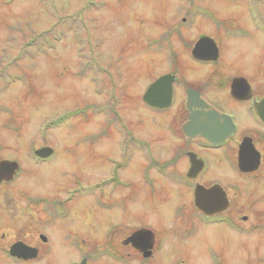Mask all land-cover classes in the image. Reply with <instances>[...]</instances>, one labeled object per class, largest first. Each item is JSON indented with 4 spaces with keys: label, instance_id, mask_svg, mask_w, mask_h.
<instances>
[{
    "label": "flooded vegetation",
    "instance_id": "obj_1",
    "mask_svg": "<svg viewBox=\"0 0 264 264\" xmlns=\"http://www.w3.org/2000/svg\"><path fill=\"white\" fill-rule=\"evenodd\" d=\"M233 1L245 2L248 25L238 16L237 21L226 22L211 11H203V16L192 12L211 25L216 36L203 32L190 39L192 44H178L189 51L188 58L179 62L172 41L180 29L168 28L164 37L152 40L158 41L155 52L166 57L153 61L152 75L138 69L141 78L151 77L143 92H131L125 83L112 92L109 104L89 106L92 114L106 112L107 123L119 135L118 154L106 157L108 170L101 178L85 184L75 177L61 198L53 197L59 191L26 203L23 210L30 219L36 216L33 223L39 225L40 233L36 237L37 229H31L28 222L14 224V240L0 254L23 264L39 256L42 264H63L56 260L59 253L77 255L66 264L83 260L85 264H190L194 252L190 239L201 232L224 238L221 248L204 246L195 253L203 254V264H264V17L258 11L264 0ZM256 34L261 35V42L253 46ZM202 38L203 50L197 57L192 52ZM234 39L251 41L235 47L236 54L230 57L228 41ZM95 63L91 61V67ZM99 69L107 73L111 88H116L110 69ZM164 76L153 104L145 101L149 86ZM128 105L138 113L134 124L120 118V110ZM149 126L158 134L145 138L139 131ZM104 127L101 135L93 133L86 140L92 152L102 135H111L110 128ZM154 142L169 155H155L149 149ZM43 147L51 146L35 150ZM53 154L34 156V164H49ZM198 186L203 187L200 207L195 205ZM84 188L87 205L76 202ZM143 194L174 201L167 210L132 205L134 197ZM84 214L92 243L80 256L77 218ZM15 243L33 247L37 256H10L9 248ZM236 254H244L243 259Z\"/></svg>",
    "mask_w": 264,
    "mask_h": 264
},
{
    "label": "rangeland",
    "instance_id": "obj_2",
    "mask_svg": "<svg viewBox=\"0 0 264 264\" xmlns=\"http://www.w3.org/2000/svg\"><path fill=\"white\" fill-rule=\"evenodd\" d=\"M13 1L0 0V68L9 66V71L0 73V107L5 108L0 111V159L16 161L21 169L15 179L0 186L2 250L14 240V224L28 222L31 229H37L36 237L40 233L39 225L33 223L36 216L30 219L28 211L23 210L26 203L36 202L38 195L49 197L59 191L53 197L61 198L64 190L73 185L75 177L86 184L101 178L108 170L105 159L118 154L116 139L119 135L114 134L110 123H107L109 117L104 115V109L94 115L89 106L109 104L112 92L117 93L119 86H125V83L131 92L139 93L146 89L151 77L141 78L138 69L152 72L153 61L166 57L155 52L158 41L151 40L164 37L168 28L180 29V35L172 42L175 58L181 62L188 58L189 52L180 48L183 41L192 44L203 32L216 36L211 33L212 26L203 23V19L192 12H200L203 16V11H211L226 22L238 16L248 25L247 9L243 7L245 2L237 4L233 0ZM258 11L264 17L263 4L258 5ZM70 16L79 22L72 21ZM182 18H185L183 23ZM46 31L49 36L57 38L44 40L47 46L41 50L34 45L28 46L33 37ZM260 37L256 34L253 46L261 42ZM249 41H228L230 57L236 54L235 47L249 44ZM35 43L39 44L40 40L36 39ZM89 61L96 63L93 67H85ZM99 66L110 69L116 88H111L107 73ZM10 72L25 76L12 82L8 80V84L5 80ZM129 107L120 110V118L124 123L134 124L138 113ZM77 109H84V112L77 113ZM105 125L110 128L111 135H102L97 140L95 152H92L90 140H86L93 133L101 135ZM139 133L145 138L158 134L150 126ZM42 146H51L56 152L48 160L49 164L38 161L40 164L36 165L32 151ZM149 149L161 158L169 155L167 151L160 150L156 142ZM86 190L80 191V198L76 201L79 204H88ZM133 200L134 206L146 209L156 205L159 210H167L174 201L168 196L145 197V194L137 195ZM159 217L164 215L161 213ZM77 222L81 256L92 243L88 215H80ZM190 240L194 248L190 264H203V254H195L202 252V247L221 248L224 244V238L212 233L203 236L198 232ZM236 256L243 259L244 254ZM254 256L252 260H256L258 254ZM55 257L58 262L66 264L77 255L59 253ZM149 262L145 264H151ZM42 263L39 256L31 264ZM0 264L23 263L0 254Z\"/></svg>",
    "mask_w": 264,
    "mask_h": 264
},
{
    "label": "water",
    "instance_id": "obj_3",
    "mask_svg": "<svg viewBox=\"0 0 264 264\" xmlns=\"http://www.w3.org/2000/svg\"><path fill=\"white\" fill-rule=\"evenodd\" d=\"M202 46H203V38L200 39L195 45V48L193 50V55L199 57V53L203 50ZM165 79H166L165 76L161 77L155 83L151 84L149 88L146 90L143 99L149 102L150 104H153L156 95L155 92L158 89V87L162 83H164ZM165 92H166L165 98H167L168 94L170 93V88ZM36 153L43 156L48 155L50 153V148H41ZM17 168H18L17 163L14 161H6V160L0 161V182L10 180L13 177ZM202 194H203V187L198 186L195 190V205L199 207L200 205H202V200H201L203 197ZM30 251L32 254H25ZM13 252H16L18 254H11V255H17L18 257H23L25 259L30 257H35L37 255L35 254L36 250L34 248L24 245L23 243H15L14 245H12L11 253ZM144 255L147 256L149 254H144ZM79 264H85V261L83 260Z\"/></svg>",
    "mask_w": 264,
    "mask_h": 264
},
{
    "label": "trees",
    "instance_id": "obj_4",
    "mask_svg": "<svg viewBox=\"0 0 264 264\" xmlns=\"http://www.w3.org/2000/svg\"><path fill=\"white\" fill-rule=\"evenodd\" d=\"M40 35V34H39ZM39 35L35 36L34 39H38L41 41V39H39Z\"/></svg>",
    "mask_w": 264,
    "mask_h": 264
},
{
    "label": "bare ground",
    "instance_id": "obj_5",
    "mask_svg": "<svg viewBox=\"0 0 264 264\" xmlns=\"http://www.w3.org/2000/svg\"><path fill=\"white\" fill-rule=\"evenodd\" d=\"M14 1H16V0H14ZM14 1H13V2H14Z\"/></svg>",
    "mask_w": 264,
    "mask_h": 264
}]
</instances>
